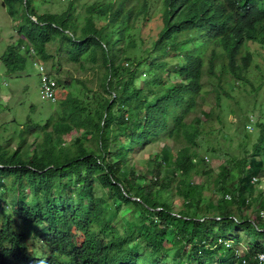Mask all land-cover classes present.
<instances>
[{
    "label": "trees",
    "instance_id": "trees-1",
    "mask_svg": "<svg viewBox=\"0 0 264 264\" xmlns=\"http://www.w3.org/2000/svg\"><path fill=\"white\" fill-rule=\"evenodd\" d=\"M47 1L2 0L18 25L16 43L1 57L7 73L42 63L59 90L44 126L28 120L16 149L0 143L1 264H258L264 218L247 214L255 205L264 210L252 200V179L264 174V104L256 102L264 85V0H97L83 15L75 0L61 14L40 11ZM156 13L162 27L153 39L142 30ZM64 63L85 76L63 77ZM252 65L261 73L256 86ZM71 82L82 96L67 91ZM229 83L254 101L237 102L244 139L248 126L259 136L241 158L226 153L215 173L207 157L223 151L207 140L201 116L211 121L214 112L204 109L203 89L213 85L216 110L228 113ZM36 130L40 141H30ZM148 147L155 152L135 161ZM13 220L32 224V235ZM241 229L253 239L243 257V238L230 234ZM31 236L43 259L31 257ZM232 237L234 247L219 243Z\"/></svg>",
    "mask_w": 264,
    "mask_h": 264
},
{
    "label": "rangeland",
    "instance_id": "rangeland-1",
    "mask_svg": "<svg viewBox=\"0 0 264 264\" xmlns=\"http://www.w3.org/2000/svg\"><path fill=\"white\" fill-rule=\"evenodd\" d=\"M68 1L70 0H49L44 4H40L41 5L40 11L49 12L53 14H61L66 10ZM100 1L101 2L99 3L102 4V3H107L109 0H100ZM74 3L77 8V14L83 15L84 6L95 4L97 3V0H75ZM154 16L155 18L151 20V22H148L147 25L142 30V33L145 36L151 37L153 39L157 37V34L159 33V30L162 27V23L159 21V14L156 13L154 14ZM17 37H18V25L7 14L6 10L2 6V0H0V143L2 144V146L5 147L6 145L7 148H11V149H16L18 145V135H19L18 133H20V130L25 125H27L26 121L32 120L35 124L44 126L47 120L49 119L48 117L54 115L55 103H57V102L52 103L46 101L45 99H43L42 96L39 66L43 65L50 74L49 72L50 69L47 65L40 63V65L37 67L34 66L32 63H29L27 68L20 74L10 75L7 73V69L1 61V57L6 52L10 44L16 43ZM252 50H254L255 53V62H257L258 59L260 60L261 58L260 52L255 51L254 45H252ZM263 55H264V51L262 50V59L264 61ZM263 61H262V68L264 67ZM65 72H68V74H65ZM61 75L63 77L66 76L69 78L71 75H73L74 77H83L85 76V73L79 70L78 65L72 66L71 64L66 65L64 63L63 73ZM90 75H92V73L88 72L86 76H90ZM249 76L253 78L254 81L253 84L255 86L261 80V73L257 70L255 65H252L251 69L249 70ZM227 87H229V90L231 91V94L234 97L233 99L223 98L224 99L223 102H225L226 107H228V113H222L216 110V106H215L216 91L213 85L207 84L203 89V94H206L204 109L206 111L213 110L214 112L211 121H208L207 118L201 116L206 126L205 129L211 132V134L207 137V140L208 142L210 141V143L214 147H216V149L223 151V153L221 152L222 158L207 157L208 158L207 164L215 173H218L219 167L221 164L225 162V159L229 158L228 156H226V153L230 154V156H233L236 159L241 158L243 156L244 150H249V151L252 150V145H254V143L257 141V138L259 136V132L256 128L248 129V131H250L251 132L250 134L252 135L250 136V138L245 140L242 134L243 132H245L244 128H242L243 129L242 133H241V129L239 130V126H240L239 121L242 120L238 116L239 114L238 111H236L239 110L240 108L239 105H237V102L245 98L246 101L245 104L242 106V108H247L248 105L250 104L252 105L254 103V101H252V96L250 94H248V96H245L246 92L241 86H238L237 88L234 89V85L232 83H229ZM66 89L67 91L70 90L74 95L75 94H78L80 96L83 95V92L81 91V87L78 84L74 85L71 82V84ZM246 89L250 90L252 89V86L248 85ZM263 90H264V85L262 86V89L259 92H257V101H256L257 103L264 104ZM60 91H62L61 87H60ZM203 102L204 101L201 99L200 104H202ZM201 110L202 108L199 109V111ZM231 110H234L236 114L233 115L231 112H229ZM254 111L258 113L257 116L260 117L262 116V114L261 115L259 114V112L261 111V107H259L258 105H256V108H254ZM218 114L220 115L221 120L218 119L217 117ZM219 130H223L224 135H222L221 138L218 137L217 140H213L214 137L218 136L217 131L219 132ZM41 132H42L41 130H36L34 132H31L32 135L29 137L30 138L29 140L32 141L33 139L34 141L39 142L41 139L40 138ZM206 143L204 144L205 146L202 148L204 150L206 148ZM169 144L170 147L173 148V143L170 142ZM35 147L36 146L33 143L31 150H33ZM155 150L156 148L148 147L147 149L140 151L139 153L136 154L135 161L140 162L143 159H147L148 156L150 155L149 153L155 152ZM260 159H262L264 162V157L262 156L258 157V160ZM262 167L264 173V163ZM142 169H143L142 167L139 168L140 171ZM254 178H256L257 181H254V179H252V184L254 185V195H253L254 199L252 197V200H258V202L260 203L262 202V206H263L264 205V174L261 177H254ZM198 180L203 181L202 178H197V181ZM204 181L206 180L204 179ZM180 184L182 185L181 182L179 183V185ZM10 185L11 182H8V185L5 187V191H8ZM211 188H208V191L206 192L207 196L211 195L210 194ZM5 200L6 201L8 200L6 196H5ZM6 210L7 211L10 210L9 205H6ZM260 210L261 209L259 208V205H255L252 209H250L247 215H250L252 217L255 213L259 212L262 215V218H264V210L262 209V212H260ZM128 212L129 210L126 209L123 214L126 215ZM12 224L15 227V229L18 230L19 232L32 235L31 234L32 224L24 223L22 221L17 222L15 220L12 221ZM230 234L234 238L237 235L243 238L241 248L238 254L239 256L245 255V252L249 247V244L253 242L251 235H249L243 229L237 232H233V233L231 232ZM233 237L227 239L232 240L230 244H233L234 247L235 239ZM29 240L36 245V246L34 245L33 250L30 252L31 257L36 259H43L44 258L43 250L40 246H37L39 245V242H37L35 236H31ZM261 241L264 244V238H262ZM172 253L173 250L169 252L170 255H172ZM67 260L68 257L60 258V261L62 262H65ZM173 263H174L173 261L172 262L169 261L163 264H173Z\"/></svg>",
    "mask_w": 264,
    "mask_h": 264
},
{
    "label": "built area",
    "instance_id": "built-area-1",
    "mask_svg": "<svg viewBox=\"0 0 264 264\" xmlns=\"http://www.w3.org/2000/svg\"><path fill=\"white\" fill-rule=\"evenodd\" d=\"M42 64V63H41ZM40 65V63L37 64V67ZM39 74L41 77V92L43 99L46 101L55 103L57 98V82L54 79V77L47 72L45 67L43 65L39 66ZM248 129H252L251 126H248ZM254 181H257L256 178H253ZM230 200V198H228ZM232 240L229 239H219V243H224L227 247H233V244H230ZM240 249H237V253H239ZM239 255V254H238ZM244 255H240V257H243ZM258 264H264V252H259L254 257Z\"/></svg>",
    "mask_w": 264,
    "mask_h": 264
}]
</instances>
